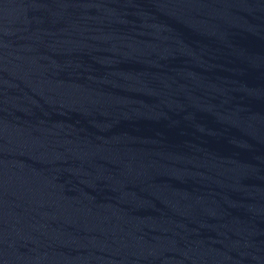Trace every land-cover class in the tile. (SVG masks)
Instances as JSON below:
<instances>
[{"label":"water","instance_id":"1","mask_svg":"<svg viewBox=\"0 0 264 264\" xmlns=\"http://www.w3.org/2000/svg\"><path fill=\"white\" fill-rule=\"evenodd\" d=\"M0 264H264V0H0Z\"/></svg>","mask_w":264,"mask_h":264}]
</instances>
